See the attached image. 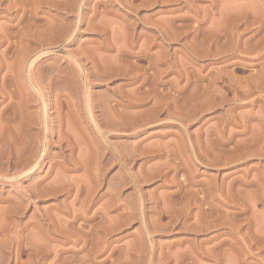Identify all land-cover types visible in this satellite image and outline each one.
I'll return each mask as SVG.
<instances>
[{"label":"rangeland","instance_id":"rangeland-1","mask_svg":"<svg viewBox=\"0 0 264 264\" xmlns=\"http://www.w3.org/2000/svg\"><path fill=\"white\" fill-rule=\"evenodd\" d=\"M10 153L0 264H264V0H0Z\"/></svg>","mask_w":264,"mask_h":264},{"label":"bare ground","instance_id":"bare-ground-1","mask_svg":"<svg viewBox=\"0 0 264 264\" xmlns=\"http://www.w3.org/2000/svg\"><path fill=\"white\" fill-rule=\"evenodd\" d=\"M32 43H35V42H32ZM32 82L34 83V88H35V94H36V96H37V98H38V101L40 102V104H41V110H42V125L44 126V127H46V125H47V123H46V113H45V108H46V103H45V101H46V96L44 95V93L42 92V90L39 88V86H38V84H37V82L36 81H33L32 80ZM12 83H14V82H12ZM50 90H51V92H52V87L50 88ZM49 93H50V91H49ZM68 104V103H67ZM58 107H60V105H57ZM57 108V107H56ZM87 109H88V111L90 112V105L87 103ZM57 111H59V108L57 109ZM10 120V119H9ZM25 120H27V119H25ZM25 123V122H24ZM28 126V125H27ZM22 131V130H21ZM11 132V131H10ZM23 133V132H22ZM9 134V133H8ZM7 134V135H8ZM11 135V134H10ZM16 135V134H15ZM12 136V135H11ZM19 136H20V134H19ZM59 136V135H58ZM15 138H17V136L15 137ZM14 138V139H15ZM20 139V138H19ZM21 139H23V138H21ZM20 139V140H21ZM25 140V139H24ZM60 140V139H59ZM58 140V141H59ZM14 141V140H13ZM17 141V140H16ZM14 143V142H13ZM15 144V143H14ZM19 144V143H18ZM20 145H21V143H20ZM13 151V150H12ZM22 151H20V153H21ZM12 153V152H11ZM10 153V154H11ZM18 153H19V151H18ZM18 155V154H17ZM17 155H13V154H11V155H2L1 154V156H0V167H1V170H0V178L1 179H7V178H9L10 177V175L8 176V170H10V172L11 171H13V170H15V171H17L16 170V168H17V166L19 167V164H20V162H18V161H20L19 160V157L17 156ZM21 155H23V154H21ZM18 157V158H17ZM23 157V156H22ZM21 158V157H20ZM24 158V157H23ZM29 158V157H28ZM27 158V161L29 160L30 161V159H28ZM26 159V158H25ZM22 160V159H21ZM38 160H39V158L38 157H36L35 159H34V161L31 163V166L26 170V172H30V171H33V170H35L34 168L37 166V164H38ZM19 163V164H18ZM28 163V162H27ZM23 164V163H22ZM29 164H30V162H29ZM25 165H26V163H25ZM24 165V166H25ZM28 165V164H27ZM23 166V165H22ZM24 166H23V168H24ZM13 169V170H12ZM18 169V171H19V169H21V164H20V168H17ZM38 168H36V170H37ZM22 170V169H21ZM35 170V171H36ZM34 171V172H35ZM10 172H9V174H10ZM14 172V171H13ZM30 173H32V172H30ZM28 175V174H27ZM30 175V174H29ZM19 176V174H17V175H14V176H12L11 178L12 179H15V178H17ZM0 179V180H1ZM9 180V179H8ZM7 182V181H6ZM2 183L3 184H5V182H4V180H2ZM38 187V186H37ZM36 188V187H35ZM38 190V189H37ZM35 192H36V190H34V193L32 194V193H29V196L28 197H30V198H32V200H33V198L35 199H37V195L35 194ZM37 192H39V191H37ZM25 195V194H24ZM27 195H28V193H27ZM39 195V194H38ZM11 200V199H10ZM13 200H15V199H13ZM21 201V200H20ZM0 202H3V203H8L9 202V200L5 197V198H1L0 199ZM15 202V201H14ZM17 202V201H16ZM35 202V201H34ZM11 203V202H10ZM21 203V202H20ZM16 204V203H15ZM14 204V205H15ZM20 206H21V204H20ZM7 208V207H6ZM21 208V207H20ZM18 209H19V207H18ZM10 210V209H9ZM15 210V208L12 210V211H14ZM20 210V209H19ZM5 213H6V211H5ZM9 213V212H8ZM11 213V212H10ZM14 213V212H13ZM17 213H18V211H17ZM20 214V213H19ZM8 215V214H7ZM14 215V214H13ZM35 255H37V254H35ZM37 257V256H36Z\"/></svg>","mask_w":264,"mask_h":264}]
</instances>
